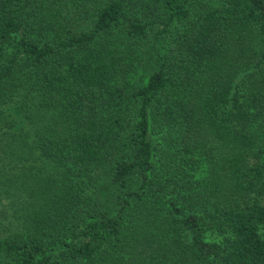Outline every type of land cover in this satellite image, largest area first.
Masks as SVG:
<instances>
[{
  "label": "trees",
  "instance_id": "1",
  "mask_svg": "<svg viewBox=\"0 0 264 264\" xmlns=\"http://www.w3.org/2000/svg\"><path fill=\"white\" fill-rule=\"evenodd\" d=\"M21 93L0 264H264V0H0Z\"/></svg>",
  "mask_w": 264,
  "mask_h": 264
},
{
  "label": "rangeland",
  "instance_id": "2",
  "mask_svg": "<svg viewBox=\"0 0 264 264\" xmlns=\"http://www.w3.org/2000/svg\"><path fill=\"white\" fill-rule=\"evenodd\" d=\"M32 104L24 101V93L16 96L12 102L7 103L1 108L0 117V223L7 228L6 234L16 232L19 224L17 223V215L19 213V178L28 176L29 178L36 176L43 178L46 174L52 172V166L38 159V153L33 156L27 154V150L18 144L16 134L20 133V126L16 124L18 113L22 117L23 112H31ZM28 126H24V130H30L33 127L32 120H28ZM15 123V124H14ZM19 127L17 129L16 127ZM260 160L264 162V150L260 154ZM203 169L200 168L196 175L202 174ZM23 173H27L22 175ZM101 185V189L108 191L107 186ZM18 189V190H17ZM103 192V194H105ZM19 216V214H18ZM210 241L211 238H208Z\"/></svg>",
  "mask_w": 264,
  "mask_h": 264
}]
</instances>
